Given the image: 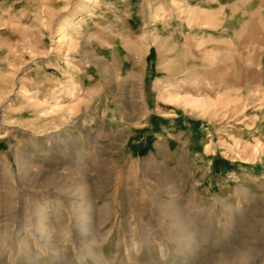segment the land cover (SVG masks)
Listing matches in <instances>:
<instances>
[{"label": "rangeland", "instance_id": "rangeland-1", "mask_svg": "<svg viewBox=\"0 0 264 264\" xmlns=\"http://www.w3.org/2000/svg\"><path fill=\"white\" fill-rule=\"evenodd\" d=\"M0 264H264V0H0Z\"/></svg>", "mask_w": 264, "mask_h": 264}, {"label": "crops", "instance_id": "crops-1", "mask_svg": "<svg viewBox=\"0 0 264 264\" xmlns=\"http://www.w3.org/2000/svg\"><path fill=\"white\" fill-rule=\"evenodd\" d=\"M151 125L152 127H156V126H158L159 128L163 127L162 121L159 119L154 120ZM180 140L181 139L179 137H176L175 139L168 141V143H170L171 145L183 143ZM208 191L210 190L208 189ZM186 200L184 199L183 200L182 199L165 200L167 202V205H162L164 207L167 206L171 208V210L164 213V215H166V217L168 218V223L171 225L170 228H168V232L166 231L167 229L165 230V228L163 227L162 229H160L158 227L156 231L155 230L149 231V229H146L144 233L146 235H153V233L158 234L157 236L158 238L186 240L187 238L189 239L188 233L190 231L191 223L194 224L196 227L199 224L202 228H205L207 214L209 215L211 220L215 221L216 205H214L213 202H208L206 200H200L198 202L196 201L193 202V201H190L189 198H187ZM200 209L205 210L203 211L204 214L197 212V211H200ZM206 209L208 210L206 211ZM174 233L175 235H173ZM177 245L179 246V244ZM180 245L183 246L184 244L182 243ZM167 251H171V248L169 246L167 247ZM177 251H183V249L179 248L177 249Z\"/></svg>", "mask_w": 264, "mask_h": 264}]
</instances>
